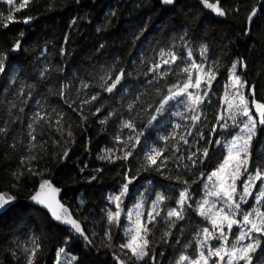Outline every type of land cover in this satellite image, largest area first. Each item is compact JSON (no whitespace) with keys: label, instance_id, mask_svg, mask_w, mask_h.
Masks as SVG:
<instances>
[{"label":"snow or ice","instance_id":"6c2138e0","mask_svg":"<svg viewBox=\"0 0 264 264\" xmlns=\"http://www.w3.org/2000/svg\"><path fill=\"white\" fill-rule=\"evenodd\" d=\"M30 2L31 0H18V2L0 0V3L9 6L7 12L0 11V26L6 30L11 23L18 22L16 13L28 7ZM199 2L205 9H210L218 16L227 15V11L220 7V0L214 3H210L209 0H199ZM76 3L79 4L80 0H76ZM162 3L174 5L175 0H162ZM235 11L238 13L239 8ZM256 14L257 9L253 7L246 17L248 27L242 29L241 35H250L251 24ZM111 15L115 16L116 12L113 11ZM31 20L32 17H25L22 22L28 24ZM75 22L74 19L73 24ZM100 30L98 27L97 31ZM143 32L142 29L141 35ZM23 36L24 34L21 33V38L11 44L12 52H18L22 48ZM136 39L139 40L140 36H136ZM179 39L181 42L179 47L173 44V50L170 51L161 48L159 62H156L154 55L151 67H148L144 73L146 78L151 74L152 78L148 80L150 85L154 81L163 79L167 94H164L163 88L158 87L155 89L152 101L148 102L144 99L146 93H137L128 100L126 108L119 110L112 104L102 101L105 99V94L111 99L120 92L119 101L122 106L124 105L127 96L131 95L123 84L125 76L130 75L126 68H121L119 73H116L115 63L108 70L101 67L99 73L103 74L94 75L99 90L94 91L92 95L85 92L80 96L85 89L90 92L94 90L92 84L81 80L75 98L71 95L70 86L77 79L74 74L69 83L60 85L56 93L62 104L52 107L49 111L46 99L36 100V111L27 124L26 137H23L27 139L26 147L23 138L20 141V149L17 148L15 139L9 145L14 152L27 153L21 155L19 161L21 168L26 170L18 169L10 173L14 181L13 187L19 190V185L30 181L33 184V191L28 199L33 207L37 211L46 210L45 215L49 217L50 222H55V226H63L66 230L65 237L57 242L64 246L56 248L54 264H82L79 256L67 251V246L75 239H82L84 247L88 250L93 246L92 238L84 227V224L89 222L88 218L85 217L84 220L76 218L83 213L85 201L80 199L79 207L75 212L70 205L62 203L58 199L61 189L55 186L51 178L52 170L40 168L41 157L33 154L38 147L45 154L47 152L44 146L47 142L40 140L36 135L37 127L42 130L47 128L59 134L60 140L56 141L57 146L61 141L68 143L70 140L73 144L76 142L73 125L70 123L66 128L63 123L69 111L78 117L77 127L81 131L86 129L89 119L97 118L98 114L103 116V119L98 120L101 126L106 127L110 121L112 122L114 147L102 149L99 160L112 166L125 162L131 165L133 159L137 160L135 169L131 166L121 169L119 175L122 179L117 185L119 190L108 193L105 197V207L100 210V220L91 221L94 226L104 225L106 240L104 246L113 252L114 264H146L148 258L151 259V264H157V253L152 247L151 237L161 220L166 225V231L161 237L164 243H168V239L174 235V229L178 228L180 232L174 246V250L179 251L180 254L174 258V264H255V254L264 251V162L257 164L256 171L252 173L250 159L253 139L259 130H264V99L257 98L256 85H251L249 88L243 76L237 74L238 66L247 68L243 58H238L228 67L221 65V60L227 55L221 52L209 64L210 46L202 43L201 62L197 63L193 58L196 37L193 35L189 38L188 31H185ZM67 42L68 37L65 36V43ZM230 44L231 42L224 47H230ZM104 47L106 45L101 44L100 50ZM159 47L160 45L157 44V48ZM185 51L186 57L183 55ZM61 55H66L65 49H61ZM7 56V52L0 54V76L7 77L8 80V85L3 89L5 96L9 95L10 90L16 88L20 82V72L17 69L9 71ZM144 62L147 63L146 60ZM39 64L38 59L36 65ZM179 64L185 66L177 73ZM221 68L227 72L223 86L224 94L218 97L220 109L214 115L216 122L205 129L201 127L207 119L203 108L212 106L214 87L219 82V75L222 74ZM36 71L40 82H44L51 79L53 69L48 64H44L43 67H36ZM170 74L172 76L182 74L186 79H177L176 83H170ZM35 88V84H21L16 95L21 97L22 103L27 104L34 98ZM121 89L123 91H120ZM65 105L68 111L64 110ZM15 107V102L9 101L7 107L9 119L0 117V124L3 125L0 127V138H4L5 143L11 131L10 126L13 123L11 116ZM173 107L177 110L170 111ZM137 108L140 111H137ZM181 108L183 111L179 110ZM23 111L24 109L20 108V112ZM177 117L184 123H177L174 119ZM167 129H170L167 134H157L153 138V132L160 133ZM125 132L127 136L124 135ZM233 132H236V135H232ZM222 133L225 134V138L218 139L217 136ZM227 136H231V139H227ZM202 143L207 146L201 148ZM213 145L223 146L224 154L212 170L206 172L203 168L211 157ZM69 153L70 149H65L62 155L55 153L53 158L64 161L69 157ZM172 164L176 165L175 177L171 175L174 170L170 167ZM198 168L201 169L200 174L195 176ZM103 171V168L95 169L97 174H102ZM153 173L164 180L175 179L177 184L183 185L178 196L174 185L161 184L159 185L161 190L156 191V176H153ZM185 174L195 176V179L189 183V178ZM243 177L247 178L243 179ZM97 178V175H92L89 182H94ZM141 178L145 180V183L140 185L144 191L139 192L136 202L128 207L126 200L130 198L133 186ZM241 184L242 189L239 187ZM193 185L197 187L202 185L200 199H196L192 194ZM166 192L173 195H166ZM16 200L17 197L9 192L0 191V215L13 209ZM252 200L254 203H251ZM250 203L251 207H248ZM125 209H127L128 226L123 227L122 242L117 246L113 243L112 229L116 227L119 230L122 227V215ZM91 215L95 216L96 213L92 212ZM193 216L200 218L198 224H193ZM200 224L207 226L200 227ZM180 225L184 226L180 227ZM189 232L192 233L191 238L187 243H183V238ZM13 235L14 239L10 244L14 247L5 250L11 255L13 264H21V261L23 264H38L46 237L37 236L33 230V234L21 245L19 237L15 236V233ZM96 235L97 233H92V237ZM232 236L235 238L232 239ZM114 247L119 248L123 259L115 254ZM164 255L163 252L159 253L161 257Z\"/></svg>","mask_w":264,"mask_h":264},{"label":"trees","instance_id":"16d2710c","mask_svg":"<svg viewBox=\"0 0 264 264\" xmlns=\"http://www.w3.org/2000/svg\"><path fill=\"white\" fill-rule=\"evenodd\" d=\"M111 1L80 0V3L77 4L76 0H31L28 7L16 13L18 22L11 23L6 30L0 26V54L8 53L9 71L17 69L20 72V82L16 88L10 90V94L7 96L3 93V89L8 85L7 77L0 76V117L5 120L9 119L7 115L8 102L12 101L16 104L12 111L11 120L13 123L10 126L11 131L7 137V143L4 142V138H0V191L9 192L17 197L15 207L0 215V264H13L11 255L5 251L14 247L10 244V241L14 239L13 233L19 237L21 245L33 234V230L37 236L46 237L44 250L40 254L38 264H54L56 248L62 245L57 242L66 235L63 226L57 227L55 222H50L49 217L45 215V210L37 211L32 204L28 203V196L33 191V184L30 181L19 185V190L13 187L14 181L10 173L18 169L26 170L21 168L19 161L20 156L27 153L14 152L9 145L15 139L17 148L20 149V141L26 137L28 131L27 124L36 111L35 102L37 99H46L49 111L52 107L62 104L56 93L60 85L69 83L74 74L77 79L70 85L72 97H76L77 84L81 80L92 84L94 90L90 92L85 89L80 93V96H83L85 92L92 95L94 91L99 90L94 75L103 74L99 73L101 67L108 70L115 63L116 73H119L121 68H126L127 72L132 74L128 77L133 86L129 96H134L133 91L139 85H144L143 93L147 94L144 99L151 102L156 88H163L164 94H167V89L163 79L154 81L150 85L148 80L152 77H143L141 72L136 71L140 64V54L144 53L147 61L142 65V71L145 72L148 67H151L148 66V62H151L154 55L157 58L161 48L166 51L173 50L172 45L178 46L181 43L180 36L188 31L189 38L193 35L196 37L193 58L197 63L201 62L200 45L202 43H207L210 46L209 64L221 52L227 53L221 60V65L228 67L233 61L243 58L247 68L238 66L237 74L242 75L248 85H256L257 98L262 99L264 95V0H220V6L227 11L225 18L213 16L198 0H175L174 5H164L162 0H141L139 7L131 6L130 0H117L113 4ZM8 7V5L0 3V11L7 12ZM253 7L257 9V14L251 24V33L248 36H243L241 31L248 27L246 17ZM237 8H239L238 13L235 11ZM113 11L116 12L115 16L111 15ZM25 17H32L31 22L24 24L22 21ZM74 19L75 24H73ZM98 27L101 29L99 32L97 31ZM142 29L144 32L141 35ZM21 33L24 34L22 48L18 52H12L11 44L21 38ZM65 36L68 37L67 43H65ZM136 36H140V39L137 40ZM230 42V47H224ZM101 44L106 45L102 50H100ZM157 44L160 45L159 48H157ZM61 49H65L66 55H61ZM38 59L43 62L41 66L36 65ZM44 64H48L53 71L51 79L40 82L36 67H43ZM182 67L183 64L177 66V73ZM221 72L222 74L218 77L219 82L214 87L215 95L212 97V106H206L205 124L207 127L216 122L214 115L220 109L218 97L221 95L227 79V72L223 68H221ZM125 77L127 79V75ZM177 79H186V76L170 74V83H176ZM25 83L36 85L34 98L30 99L27 104L22 103L21 97L16 95L20 85ZM102 103L112 104L119 110L126 108L125 101L122 106L120 102L116 103L114 97L109 99L107 94H105ZM97 106L100 105L97 104ZM20 108L24 109L23 113L20 112ZM63 108L68 111L66 105ZM137 111L140 109L137 108ZM133 114L135 115V113ZM141 115L143 114L141 113ZM99 119H103V116L98 114L97 118H90L86 129L81 131L77 127L78 117L69 111L63 123L66 128L70 123L73 125L72 130L76 142L73 144L70 140L68 143L61 141L59 146L56 145V141L60 140L59 134L47 128L42 130L37 127L36 135L40 140L47 142L44 145L47 152L45 154L38 147L33 153L41 157L40 168L52 170L51 178L55 186L61 189L60 198L64 204L70 205L75 212L79 207V196L85 201L86 206L83 213L77 215L76 218L79 220L88 218L89 222H86L84 227L92 238L93 246L91 250L86 249L82 239H75L67 246L69 253L79 256L82 264H114L113 252L104 246L106 243L104 225L94 226L91 221L100 220V210L105 207V197L108 193L119 190L117 185L122 179L119 175L121 169H126L129 166L135 169L137 166L136 159L132 160L131 165L125 162L117 163L115 166L98 159L102 154V149L114 147L112 122L110 121L105 127L98 123ZM183 123L184 121H182ZM2 126L0 124V127ZM155 133H152L153 138ZM23 144L26 147V138H23ZM201 145L207 146L203 143ZM259 146L262 155L257 156ZM65 149H70L69 157L66 160L57 161L53 158L55 153L62 155ZM223 154V148L212 146L211 157L203 171L210 172L216 162L222 159ZM251 155L253 158L251 170L254 171L253 164L264 162V130H259L254 137ZM85 165H87L86 168ZM170 167L174 169L171 175L175 177L177 175L176 165L172 164ZM97 168H103V173L97 174L95 172ZM200 171L201 169L198 168L195 176H199ZM135 174L133 171V175ZM92 175H97L98 178L90 183L89 178ZM152 175L156 176L155 173ZM185 175L189 178V183L195 179V176ZM142 181L145 180L141 178L137 184ZM155 183L157 184L156 191L161 190L159 187L161 184L174 185L177 189V196L179 190L183 188V185L177 184L175 179L169 181L159 176H156ZM200 188L201 185L199 187L192 186V194L196 199H200L202 195ZM165 194L173 195L170 192ZM130 198L127 200L129 201ZM92 212H95L96 215L92 216ZM199 221V217L193 216L194 225ZM183 226L180 225V227ZM204 226L206 225L200 224V227ZM16 229L21 231H15ZM112 231L113 243L118 246L122 242V229L118 230L113 227ZM164 231H166V225L161 220L151 237L152 247L157 253V264H172L175 254L174 244L176 245V237L180 236V232L178 228L174 229V235L168 239V243H164L161 239ZM93 232L97 233L95 237H92ZM113 251L121 259L124 258L118 247H114ZM160 252L165 255L159 256ZM261 256H264V251H258L255 254V261ZM146 264H151L150 258Z\"/></svg>","mask_w":264,"mask_h":264},{"label":"rangeland","instance_id":"374dc122","mask_svg":"<svg viewBox=\"0 0 264 264\" xmlns=\"http://www.w3.org/2000/svg\"><path fill=\"white\" fill-rule=\"evenodd\" d=\"M115 1H117V0H112L111 2H112V4L115 2ZM132 3H131V6H135V7H139L140 6V3H141V0H130ZM17 2H18V0H17ZM179 45H180V43L178 44V47H179ZM184 56L186 57L187 56V52L185 51L184 53ZM140 64H139V68H138V70L136 69V71H138V72H141L142 73V75H143V77H144V73L146 72V70H145V72H143L142 71V65H143V62H144V60H145V57H144V53H141L140 54ZM156 62H159V54L157 55V58H156ZM151 63H152V60H151V62H148V66H151ZM43 64V62H40V64H39V66H41ZM185 65L183 64V67H184ZM182 67V68H183ZM166 71H167V69H165ZM132 74H130V75H127V79H126V77H125V79H124V81H123V84H124V88H127L128 90H129V92H131L132 91V82L130 81V79L128 78V77H130ZM136 75V74H135ZM149 76H151V74H149ZM114 78V77H113ZM80 85H81V81L79 82V84H77V89H79L80 88ZM251 87V85H249V88ZM143 90H144V85H139L136 89H135V91H133V93H134V96L137 94V93H143ZM120 91H123V89H121ZM224 94V88L222 89V93H221V95H223ZM247 94V93H246ZM134 96H127V98L125 99V106L127 105V102H128V100H131ZM119 97H120V92H117L116 93V95L114 96V100L116 101V103H119L120 101H119ZM262 99H264V95H263V97H262ZM177 109L175 108V107H173L170 111H176ZM180 111H183V109L181 108V109H179ZM203 111L206 113V106L203 108ZM175 119V121L177 122V123H181L182 124V120H180V118H174ZM205 121L206 120H204V123L201 125V127L202 128H205V127H207V125L205 124ZM162 123H163V121H162ZM157 127H159V125H157ZM170 129H167V130H165V131H163V132H160V133H155V136L157 135V134H160V135H163V134H167V131H169ZM237 131H238V129H237ZM124 135L125 136H127V132H125L124 133ZM232 135H236V132H233L232 133ZM225 138V134H221V135H219L218 136V139H224ZM227 139H231V136H227ZM252 145H253V142H252ZM213 146H216V145H213ZM221 148H223V146H220ZM252 147V146H251ZM201 148H203V145H201ZM250 151H251V149H250ZM256 155L258 156V155H262V150H261V147L259 146L258 147V151H257V153H256ZM251 164H252V161H251ZM256 165L257 164H253L252 166H254V171H252V173H254L255 171H256ZM252 168V167H251ZM247 177H243V179H246ZM145 183V181H142V182H140L139 184H137L136 186H133V188H132V190H131V198H130V200L128 201L127 200V205H128V207H131L135 202H136V199H137V196H138V193L139 192H142V191H144V189L142 188V187H140V185H142V184H144ZM260 182L258 181L257 182V184H259ZM201 187H202V185H201ZM239 187L242 189V184L241 185H239ZM256 190H258V189H256ZM154 195V194H153ZM80 199H82L81 198V196H79V198H78V202L80 201ZM150 203H151V201L149 200L148 201V204L150 205ZM251 203H254V200H252V202ZM248 207H251V204H249L248 205ZM247 210V209H246ZM126 212H127V209H125V213L122 215V218H123V221H122V227H121V229H122V232H123V227H127L128 226V221H127V215H126ZM207 226V225H206ZM236 232H237V234H238V229H236ZM191 233L189 232L184 238H183V243H187L188 242V239H190L191 238ZM232 239H234L235 237L234 236H232L231 237ZM176 243V242H175ZM61 244V243H60ZM62 246H64L63 244L60 246V247H62ZM174 246H175V244H174ZM181 247H182V245H181ZM68 251V250H67ZM69 252V251H68ZM180 253H179V251H175V254H174V258L175 257H178V255H179ZM188 254H192V253H188ZM55 260V259H54ZM172 264H174V259H173V262H172ZM255 264H264V256H261L257 261H255Z\"/></svg>","mask_w":264,"mask_h":264},{"label":"water","instance_id":"95a60500","mask_svg":"<svg viewBox=\"0 0 264 264\" xmlns=\"http://www.w3.org/2000/svg\"><path fill=\"white\" fill-rule=\"evenodd\" d=\"M199 1V0H198ZM210 3H214V2H216V1H209ZM221 7V6H220ZM207 11H209L213 16H215V17H222V18H225V16H218V15H216L215 13H213L210 9H207ZM61 192L58 194V199H60L61 200ZM62 202V201H61ZM28 203H30V204H32V202L28 199ZM63 203V202H62ZM46 211V210H45Z\"/></svg>","mask_w":264,"mask_h":264},{"label":"flooded vegetation","instance_id":"af4514ba","mask_svg":"<svg viewBox=\"0 0 264 264\" xmlns=\"http://www.w3.org/2000/svg\"><path fill=\"white\" fill-rule=\"evenodd\" d=\"M250 159H251V161H252V159H253V158H252V155H251V158H250Z\"/></svg>","mask_w":264,"mask_h":264},{"label":"bare ground","instance_id":"6f19581e","mask_svg":"<svg viewBox=\"0 0 264 264\" xmlns=\"http://www.w3.org/2000/svg\"><path fill=\"white\" fill-rule=\"evenodd\" d=\"M209 12V11H208ZM11 258V257H10Z\"/></svg>","mask_w":264,"mask_h":264}]
</instances>
